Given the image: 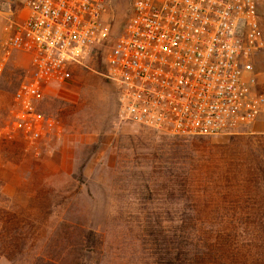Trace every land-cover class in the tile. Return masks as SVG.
Returning a JSON list of instances; mask_svg holds the SVG:
<instances>
[{
    "label": "rangeland",
    "instance_id": "374dc122",
    "mask_svg": "<svg viewBox=\"0 0 264 264\" xmlns=\"http://www.w3.org/2000/svg\"><path fill=\"white\" fill-rule=\"evenodd\" d=\"M127 8L110 0L106 44L44 87L35 109L57 122V138L32 140L14 128L12 93L30 64L18 51L0 59V264H164L172 235L193 244L199 264L261 261L264 194H251L241 170L259 135L244 125L179 137L118 117L103 56ZM258 18L264 36V1ZM5 24L0 18V39ZM255 74L264 120V52Z\"/></svg>",
    "mask_w": 264,
    "mask_h": 264
},
{
    "label": "built area",
    "instance_id": "2783aa9c",
    "mask_svg": "<svg viewBox=\"0 0 264 264\" xmlns=\"http://www.w3.org/2000/svg\"><path fill=\"white\" fill-rule=\"evenodd\" d=\"M263 1L127 0L126 19L103 56L118 117L179 137L234 133L251 123L261 107L253 81L264 52ZM109 3L0 0V59L18 51L30 64L11 98L14 128L28 139L57 138V122L35 106L48 83L67 80L71 66L106 44Z\"/></svg>",
    "mask_w": 264,
    "mask_h": 264
},
{
    "label": "trees",
    "instance_id": "16d2710c",
    "mask_svg": "<svg viewBox=\"0 0 264 264\" xmlns=\"http://www.w3.org/2000/svg\"><path fill=\"white\" fill-rule=\"evenodd\" d=\"M257 138L259 140L256 142L254 149L248 148L251 154L250 159L247 161L248 165H245L241 170L246 174L245 177L243 174V182L246 184L248 183L251 186V190H253L251 194H264V135H259ZM227 171H230L229 167L227 168ZM228 179L229 172H226L224 176L225 185H227ZM242 186L245 188L244 184ZM262 199L264 200V195L262 196ZM262 206L264 207V204ZM262 213L264 214V211ZM230 235L231 234H226V237H229ZM177 238L174 235L171 236L170 250L164 264H199L197 261L198 257L196 248L191 247L193 244L183 246L181 237L178 235ZM257 239H259V237ZM233 250V244H226L223 246L222 251L225 252V256L229 257L232 254L233 257V254L236 253H233ZM244 256L237 260L236 264H264V259L261 261H248L247 257L245 258ZM208 264H214L212 258H210Z\"/></svg>",
    "mask_w": 264,
    "mask_h": 264
},
{
    "label": "crops",
    "instance_id": "0c3cea01",
    "mask_svg": "<svg viewBox=\"0 0 264 264\" xmlns=\"http://www.w3.org/2000/svg\"><path fill=\"white\" fill-rule=\"evenodd\" d=\"M247 125L246 131L248 135H264V120L260 118V114L253 122Z\"/></svg>",
    "mask_w": 264,
    "mask_h": 264
}]
</instances>
